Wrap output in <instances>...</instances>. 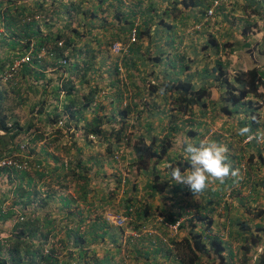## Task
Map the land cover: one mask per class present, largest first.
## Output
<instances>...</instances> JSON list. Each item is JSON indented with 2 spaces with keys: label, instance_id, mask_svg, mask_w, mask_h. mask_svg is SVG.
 Listing matches in <instances>:
<instances>
[{
  "label": "crops",
  "instance_id": "0c3cea01",
  "mask_svg": "<svg viewBox=\"0 0 264 264\" xmlns=\"http://www.w3.org/2000/svg\"><path fill=\"white\" fill-rule=\"evenodd\" d=\"M24 1L29 11L35 10L34 20L26 24L8 21L10 39L16 43L8 44L10 39L0 42V63L27 50V40L35 48L48 46L43 51L54 50V54L47 52L40 61L22 66L16 86L9 88L0 82V103L6 107L4 96L12 94L9 99L14 102L8 107L14 109L8 119L19 122L18 135L8 134L6 141L13 142L6 146L19 150V142L28 141L29 164L28 170L8 176V187L0 190L9 188L13 202L30 208L25 223H31L32 245L40 243L43 248L45 241H51L57 264H124L120 241L131 229H144L142 236L126 246L131 263L178 264L160 240L158 234L167 227L158 219L172 222L178 214L184 215L182 212L193 218L197 214L211 216L214 208L205 192L212 186L194 197L186 185L170 179L168 166L186 161L181 141L219 143L213 125H219L216 131L227 135L224 144L233 147L237 144L234 137L242 138L238 129L245 126L242 122L247 117L242 113L225 115L208 104L207 108L194 104L187 112L176 111L164 88L178 80L190 81L194 87H206L209 99L221 105L224 89L219 69L231 79L237 71L264 70V16L257 15L261 10L264 13V3L231 0L233 9L222 7L203 22L211 0ZM135 22L138 41L129 51L121 52L124 68L118 72L119 54L112 51L111 43L126 39ZM62 58L68 62L57 64ZM122 78L128 80L126 86L120 85ZM90 91L95 92L88 101ZM83 104L88 105L82 108ZM127 105L122 130L131 140L137 137L149 143L153 137L169 134V126L177 129L171 134L167 158L149 170H137L131 145L119 160L105 149L104 143L112 145L114 129L121 126L120 110ZM255 114L250 128L264 129V111L257 109ZM95 117L102 120L98 150L90 148V138L84 132V126ZM58 120L64 125L58 126ZM105 125H111L112 132ZM247 145L248 151L258 153V144ZM70 168L85 177H72ZM156 171L167 185L164 191L152 194L148 183ZM262 190L256 199L263 197ZM237 200L226 203L227 223L236 219L231 208L239 206ZM200 201L204 203L198 204ZM132 204L140 210L132 215L129 225L122 228L104 221L106 213H125ZM186 233V228L180 230L178 239Z\"/></svg>",
  "mask_w": 264,
  "mask_h": 264
},
{
  "label": "trees",
  "instance_id": "16d2710c",
  "mask_svg": "<svg viewBox=\"0 0 264 264\" xmlns=\"http://www.w3.org/2000/svg\"><path fill=\"white\" fill-rule=\"evenodd\" d=\"M24 6L21 5L20 9L23 11ZM18 14H22V12H18ZM27 35V32L24 33ZM18 37L21 36V31L18 30L16 32ZM24 38L25 36L22 35ZM8 40L4 36H0V42H4ZM15 40H9L8 44L12 45ZM158 58V57H157ZM118 71V70H117ZM219 77L223 84L224 94L222 95V99L227 102L225 105H219V103L211 101L210 92L206 87H194L190 81L178 80L171 83L168 86H165V91H169L173 101V108L176 111L187 112L192 105L200 106L201 108H207L208 105L211 106L212 110L220 111L226 115H231L232 113H242L245 116L249 115L250 124L256 120L255 110L257 109V105L253 101L254 97H263V93L259 91V87L264 85V70H259L257 68L249 69L246 72H238L234 80H230L226 77V73L219 69L218 71ZM120 83V81H119ZM128 80L124 79L120 83V85H127ZM95 91H90L89 96L92 99V95ZM6 98V96H4ZM264 101V100H263ZM231 105L233 108L230 109L228 107ZM4 104V102H3ZM208 104V105H207ZM88 104H83V107H86ZM4 107H2L0 103V125L6 129L9 128L6 126V120L11 117V113L9 111H4ZM129 112L128 105L122 107L119 115L121 116L120 124L121 126L116 127L114 129L115 132V140L120 141L122 139V135L124 130L122 117H125ZM15 127H17L19 122H14ZM102 123L100 118L95 117V120L91 124H87L84 126V132L87 134H95L98 135L101 132L99 124ZM174 123V120L171 121ZM170 133L163 136L162 138L153 137L149 143H146L142 138L135 137L131 141V149L135 155V164L137 170H149L150 167H153L155 164L165 160L167 158V154L172 147V137L171 134L175 133L177 130L175 126H169ZM20 129V128H19ZM251 129V128H250ZM252 131V129H251ZM9 132V131H8ZM91 132V133H90ZM18 131L16 130L11 135L16 137L18 135ZM8 135H6L7 137ZM5 136H0V142L4 141ZM9 137V136H8ZM3 139V140H2ZM8 142V139H7ZM113 148H107L108 153H113L114 149L118 146L115 141L112 143ZM6 146V145H5ZM0 154L4 148V146H0ZM251 159V158H250ZM260 164L262 166V175H260L259 180L254 184V188L264 187V157L261 156ZM176 165L181 168L183 171L185 168L190 167L189 161L177 162ZM259 169V167H258ZM72 171V177L78 176V178H84L85 175H80L75 169L70 168ZM83 172V171H82ZM5 173L4 169H0V174ZM153 178L150 179L148 183V188L153 193L162 192L166 189L167 180H160L159 173L152 172ZM214 196H217V193H213ZM0 197V205L7 200V194L3 193ZM12 205H16V200L11 201ZM219 204L218 201L215 203ZM13 215V210H8L6 212H0V222L6 221L8 218ZM257 217L264 218V208H259L255 213ZM173 219V218H172ZM195 220L203 223L206 221V228H210L213 224V220L211 217H205L201 214H197L195 216ZM30 224V225H28ZM190 228L188 229L187 236L181 238L179 241L171 240L172 243H176V248L179 251L178 264H209V259H215L219 261V264H251V252L254 251L253 246L264 244V225L260 223L254 224L253 231L249 230V227L245 226L241 222H236L234 225H237L238 234L244 235L247 238L244 239L245 245L241 247L243 250L240 258L241 261L232 262L234 257V253L229 245H225L223 240H221L218 236L208 235L205 236L202 232L195 230L194 227L197 226V222H189ZM244 229H247L244 231ZM14 231L12 234V238H10V243L8 247L5 248V257H1L0 260L5 264H57V257L50 254H44L42 244L38 243L36 245H32L33 241V230L31 227V223H23L18 225V223L12 228ZM4 232V231H0ZM5 233V232H4ZM204 238H207L208 241L205 242ZM32 240V241H31ZM227 251L226 257L223 255L224 251ZM251 251V252H250ZM250 252V253H249ZM226 259V261H224ZM255 264H264V245L262 251L257 254Z\"/></svg>",
  "mask_w": 264,
  "mask_h": 264
},
{
  "label": "clouds",
  "instance_id": "9594fccd",
  "mask_svg": "<svg viewBox=\"0 0 264 264\" xmlns=\"http://www.w3.org/2000/svg\"><path fill=\"white\" fill-rule=\"evenodd\" d=\"M213 1L214 0L210 1V4L208 5L206 10L204 11V15H203V18H202L203 22L208 21L222 7H225L226 9H233L231 7V5H232L231 0H219V3L214 8L213 13L211 15H207V10L211 7ZM24 2H26V1H24V0H0V6L5 7L8 11H14L15 15L18 16V17H21V16H25V18H28L30 16L34 17V14L36 13L35 10L29 11L28 13L22 12L20 7H21V5L24 6L23 5ZM263 3H264V0H259V4H263ZM18 12H22V14H18ZM257 15L264 16V13L261 10L260 14H257ZM18 21L20 23H22L20 20H18ZM29 22H31V21H29ZM29 22H25L24 24L29 23ZM133 26H136V29H137V41H138V36H139L138 24L135 22V23H133L132 27ZM131 28H130V30H131ZM196 28H198V26H196ZM58 43L59 42H57L56 45L59 46ZM61 44H62V42H61ZM53 52H54V50H53ZM120 56L121 55H119V60L117 61V64H118L119 61L121 62ZM59 57H62V56H59ZM63 60H65V62H63ZM67 62H68L67 58H62V59H60L57 62V64H66ZM117 64H116V68H117ZM118 72H120V71L118 70ZM238 72H246V71H237L233 75L232 79L229 78L227 75H226V77L233 81L235 75ZM218 77H219V74H218ZM9 88H11V86ZM221 89H224V88H221ZM259 91L261 93H263V97H257V98L254 97L253 101L255 102V105L259 106V107H257V109L262 110V107H264V101H263L264 100V85H261L259 87ZM221 101H222L221 105L227 104V102H225L222 99V97H221ZM228 107H230V109L233 108L231 105H229V103H228ZM262 111H264V110H262ZM245 117H247L246 122H242L243 124H245V126L240 127L238 129V134L240 136H242V138H240L239 143L242 146H244L243 147L244 149H247V148H245V146H248L247 144H250V143L251 144H255L256 143V144L259 145V147L257 148V151H256L258 153H256V154L253 153L254 154L253 155V154H251L252 152H250V154L252 156L249 155V157L252 158L255 161V163L257 165V169L259 167L258 170H260V172H261L260 175H262V166L260 164V158H261V156L264 157V129L260 128V129L251 131L250 127H251L252 123L250 124V122H249V119H250L249 115L245 116ZM254 117H256V114H255ZM11 120H13V119H11ZM7 121H8V119L6 120V122ZM13 122H15V120H13ZM14 124H12V127L9 128V130H8L9 132L7 131V133H5L4 135H0V136H6L8 134H11L12 132H15L16 129H18V128L15 127ZM246 125H249V127L246 126ZM14 128H15V130H14ZM127 134H128V132L124 131L123 135H122V139L120 141H116L115 137L114 136L112 137L113 142L115 141V143L118 146L116 149H114V151H115L114 154H113V158L114 159H115V155H118V158L120 159L121 154L123 153L124 149L126 148V144L130 145V142H128V139H127V136L129 137V135H127ZM88 137L90 139L97 138V135L88 134ZM246 138H247V140H246ZM12 142H11V144H12ZM11 144H9V145H11ZM9 145H7V147ZM260 146H261V148H260ZM9 147H11V146H9ZM179 147L183 149V152L185 153L186 161H189L190 167L185 168L184 171H181L180 167H178V166L177 167H172L171 165H169L168 167L171 170H170V172H168V176L175 183L186 185L189 188L190 192L193 194L194 197H196L200 193H203L206 189L210 188L216 182H219L222 185L229 178H233L234 180L235 179L238 180V179L241 178L240 170L237 169V168H233V166L228 162V160H229V157H228L229 149H228L227 146H225L223 144H220V143H217L215 141H211V140H207V139H201L198 144H194V143H190V142H186V141H181L180 144H179ZM250 168H252V166H250ZM246 178H247V180H249L250 187H249L248 191H249V195L251 197H252V194H253V189H254V191H256L257 189L264 188V187H262V188L261 187L254 188L253 185L256 184V181L252 182L247 175H246ZM212 188L213 187H211V189L209 191L210 193L208 195H210V199L209 200H210L213 208H215L218 205H220V203H221L220 200H221L222 197L220 196L221 195L220 191L222 189H220V188L217 189V187H215V188H213V189H215L214 190L215 192H212ZM213 193H217V196H214ZM227 195L230 197L231 192L229 191L227 193ZM239 195L241 196V192H236V196H234V198L235 199H239V201H240ZM212 197L215 198V199L213 200ZM254 200H256V199H254ZM216 201L219 202L218 205L215 204ZM243 201H245V202L247 201L246 197L242 198V202L241 201L237 202V204L238 205H244ZM222 206L224 208H226L225 207L226 206V202H224ZM130 207L133 208L132 211H129ZM253 208H255V209H253L252 211H249L246 214L247 215L250 214L252 217L258 218L259 221L258 222H254L253 225H250L248 223L245 224L243 221L237 220V219L236 220L235 219L234 220L231 219L232 222L231 223H227V221L224 219V221L228 225L226 235L224 233H221L218 229H213V224H212V226L210 228H206L205 227L206 221H203V223H201L199 221H196L195 217L193 218V217L189 216L186 212H182L184 215L178 214L176 217L173 218L172 222L164 223V220L162 218H159L158 222H162L163 223L162 225H164L166 227H167V224H169V223H175L177 220H181L177 234L174 237H169V242H170L169 244H168V242H164L163 239H161V238H160V240L167 245V247L170 250L171 254L173 256H175L177 261H178L179 251L176 248V243H172L171 240L174 239V241H179L181 239V238L178 239L179 231L182 230L183 228H186L187 229V233H188V229L190 228L189 222H191V221L192 222H197V226L194 227L195 230H198L199 232H202L205 236H208V235L209 236L210 235L218 236L221 240H223V242H224V244L226 246L229 245V247L232 249V251L234 253L233 259L236 258L237 261H240V259H241L240 256L243 253V250L241 249V246L245 245V241L242 238L244 235H239L238 234V229L236 227L237 225H234V223L241 222L242 224H245V226L249 227L250 231H253L254 224H256V223L262 224L261 221L263 220V218L257 217L255 215V213L258 211L259 208H264V207L258 206L256 208V206H253ZM139 210H140V208L136 204H132V206H129V207L126 208V210L124 211L125 213H121V214H123V215H125L127 217L126 225H129L128 222L130 221V218L132 217V215H135L137 213V211H139ZM114 213H117V212H114ZM161 216H162V214H161ZM203 216L211 217L212 220H213V223H214V219H213L212 215L209 216L207 214H204ZM111 224H114V223H111ZM199 224L202 225V227H200L201 229H199V227H198ZM125 226H122V228H124ZM118 227H120V226H118ZM231 227H232V232H233V234L236 235V237H234V236L231 237ZM246 230L247 229H244V231H246ZM132 231L138 232V236H132V234H128L127 233V234H125V236H126L125 241L126 242L123 244V240H124L125 236H123V239L120 241L121 244H122V247L124 246L125 250L127 252H128V250H127L126 246L129 244V242H133L135 239H138L140 236H142V234H144L146 232V230H144V229H140V230L131 229L130 232H132ZM187 233H186V235H187ZM160 234L167 235L168 234V230H163V232L160 233ZM230 237H231V240H230ZM234 240H235V243H236L235 247L230 242V241L234 242ZM204 241L207 242L208 239L204 238ZM47 245L51 246V241H48V242L45 241L44 242V246L46 247ZM263 245L264 244L259 245L258 252H256V250L254 249V251L250 253L251 254V258L253 259V261L251 259V261H252L251 264H255V260H256L257 254L262 251ZM43 249H44V247H43ZM51 249H52V246L49 248V253H46V254L52 255ZM240 250H241V253L239 252ZM235 251H236V253H235ZM226 254H227V251L225 250L223 252V255L226 257ZM128 256H129V259H130V262H131V256H130L129 252H128ZM213 263L214 264H216V263L219 264V261H217L215 259H209V264H213Z\"/></svg>",
  "mask_w": 264,
  "mask_h": 264
},
{
  "label": "built area",
  "instance_id": "2783aa9c",
  "mask_svg": "<svg viewBox=\"0 0 264 264\" xmlns=\"http://www.w3.org/2000/svg\"><path fill=\"white\" fill-rule=\"evenodd\" d=\"M219 0H214L211 7L207 10V15H211L213 13L214 8L218 5ZM17 19L20 20L22 23L32 21L34 19L33 16H30L28 18H25V16L18 17L15 15L14 11H8L5 7L0 6V36H4L5 38L10 39L11 38V29L12 27L8 26V21L13 20L15 23H17ZM137 41V29L136 26H133L128 34V37L123 40H115L111 43V49L115 54L121 55V52L128 51L129 48L133 43ZM61 45V42L58 43ZM27 50H24L23 52L18 55H11L7 57L8 59L3 60L0 63V81L12 86L17 85V76L19 74V70L24 65L30 64L33 60L40 61L44 55L49 50L46 51V53L43 51V49H47L48 46H45L46 48H35L33 43L30 41H26ZM50 55H53V50H50ZM43 55V56H42ZM65 62V60H63ZM117 69L122 72L123 71V65L122 62H118ZM124 80V78H122ZM58 126H63L64 121L58 120L57 121ZM6 126L8 128L12 127V122L7 121ZM7 133V130L4 129L0 125V135H4ZM247 140V138H246ZM27 146L28 142H19L18 148L19 150L14 149L12 146L8 147L7 149H4L0 154V169H4L5 173L0 174V188L1 186H7L9 185L8 176H13L18 172L26 171L28 170L29 164L27 161ZM115 159L119 160L118 155H115ZM2 190H0V193ZM8 210H13V215H11L10 218H8L6 221L0 222V226L3 224L9 225L10 229L3 230L4 232H0V254L1 257H5V248L9 246L10 238H12L13 230L12 228L18 223V225L25 223L30 214V208L23 206L22 204H16L12 205V203L5 200L0 205V212H6ZM133 208L130 207L129 211H132ZM104 221L107 223H114L117 226H125L127 223V217L121 213H114V212H108L104 215ZM181 220H177L175 223H169L167 224V235H160V238L163 239L164 242H169V237H174L177 232L180 225ZM154 232V231H153ZM128 234H132V236H138V232L132 231ZM126 236L124 237L123 244L125 241ZM51 246L47 245L43 249V253H49V248ZM122 256L124 260V264H131L128 252L125 250V247L123 246L122 249ZM61 264V263H59Z\"/></svg>",
  "mask_w": 264,
  "mask_h": 264
},
{
  "label": "rangeland",
  "instance_id": "374dc122",
  "mask_svg": "<svg viewBox=\"0 0 264 264\" xmlns=\"http://www.w3.org/2000/svg\"><path fill=\"white\" fill-rule=\"evenodd\" d=\"M23 9H24L23 10L24 13H28L29 12V10H28L29 8L27 6L23 7ZM7 97H8V99H7ZM7 97H6V100L4 102V105L7 108L4 107L5 108L4 111L6 110V111H9V112L13 113V109L14 108L12 106L8 107V103H11V102L13 103L14 102V101H12V99H9V98H13V95L10 94L9 96L7 95ZM262 110H264V107H262ZM8 121L12 122V124H14V122H13V120H11V118L8 119ZM15 122H18V120H15ZM226 122L227 121H225L224 123H226ZM105 126H108V129H106V130H109L110 132H112L111 131L112 130L111 125H105ZM214 127H216L217 130H220V126L219 125H213V128ZM216 128H214L213 133L216 132L215 137L217 138L218 142L220 144H223V145L227 146L228 149H229V152H228L229 160H228V162L233 166V168L239 169L240 170V174H241V178L238 179V180H236V179L234 180L233 178H229L222 185L219 182H216L215 184L212 185L213 188L217 187V189L218 188L222 189L220 191L221 192L220 196L222 197L221 200H220L221 203H220V205L218 207L214 208V211L212 213V217L214 219L213 229H218L221 233H224L226 235L228 225L224 221V219L227 221L228 217L224 218V213L227 212L228 209H226V208H224L222 206L223 203L224 202H226V203L227 202L236 203L237 199L235 200L234 196H236V192H241V196L239 195V198H240L241 202H242V198H245V197H246L247 201L246 202L243 201L244 205H239L236 208H231V209H235V210H232V215H233L232 218L235 217L237 220H241L245 224L248 223L250 225H253V223L254 222H258L259 219L256 218V217H252L250 214L247 215L246 213H248L249 211H252L253 209H255V208H253V206H256V208L258 206L264 207V194L260 193L261 195H263V197H259V198L256 199V197L258 196V191L260 189L258 191H254V189H253L252 197L249 195V191L248 190H249L250 184H249V180H247V178H246V175L250 178V180L252 182H255V181L259 180L261 172H260V170L257 169V165H256L255 161L252 158L250 159L249 155L252 156L251 154H253V153L250 154V151H248V148H247L248 146H245V148H247V149L243 148L244 146H242L239 143L240 137H234L235 138V143H237V144H235L233 147H230L229 144H224L225 143L224 139L227 138V135H222V133H220L219 131H216ZM127 135H129V133ZM228 136H230V135H228ZM129 137H130V135H129ZM129 137L127 136V139H128V142H130V144H131L132 140ZM231 137H233V136H231ZM6 138H5L4 141L0 142V146H2V147L4 146L3 149H7L8 148L7 146H5L7 144ZM96 143H97V138H92L91 140L89 139V146H90L91 149L98 150L96 148L97 147ZM8 144H9V142H8ZM104 146H105V149L106 148H109V149L113 148V145H109L108 143H104ZM129 146L130 145L126 144V148H129ZM249 150H251V149H249ZM114 152L115 151H113V153L111 152L109 154L113 155ZM250 166H252V168H250ZM213 188H212V192H215L214 191L215 189H213ZM8 190H9V188H6V189H4L2 191V193L8 194L7 195V198H8L7 201L10 203L11 201H13L12 200L13 198L11 197V193ZM229 191L231 192L230 197L227 195V193ZM263 191L264 190H262V192ZM205 193L209 194L210 192H209V190H206ZM1 196L2 195L0 194V197ZM214 199L215 198H213V200ZM254 199H256V200H254ZM185 201H186L185 199L182 200V202H185ZM237 202H240L239 199L237 200ZM202 203H204V202H202V201L198 202V204H202ZM197 210L195 209V211H197ZM156 213H157L156 215L161 216L160 212L156 211ZM154 218H155V216H154ZM261 223L264 225V218L261 221ZM8 229H10V227L7 224H3V225L0 226V231H3V230L7 231ZM232 236L236 237V235L233 234L232 227H231V237ZM231 237H230V240H231ZM242 238L246 239L247 237L243 236ZM230 242L232 243V245L234 247L236 246L235 240H234V242H232V241H230ZM253 248L256 250V252H258L259 245L253 246ZM239 252L241 253V250ZM241 260L242 259H240V261ZM252 261H253V259H252Z\"/></svg>",
  "mask_w": 264,
  "mask_h": 264
},
{
  "label": "water",
  "instance_id": "95a60500",
  "mask_svg": "<svg viewBox=\"0 0 264 264\" xmlns=\"http://www.w3.org/2000/svg\"><path fill=\"white\" fill-rule=\"evenodd\" d=\"M0 264H5V263H3V262L0 260Z\"/></svg>",
  "mask_w": 264,
  "mask_h": 264
}]
</instances>
